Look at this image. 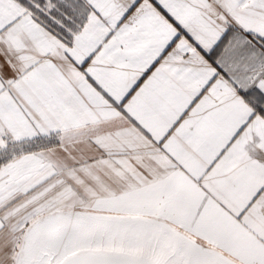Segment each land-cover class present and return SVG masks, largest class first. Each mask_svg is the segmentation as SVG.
<instances>
[{"label": "snow or ice", "instance_id": "1", "mask_svg": "<svg viewBox=\"0 0 264 264\" xmlns=\"http://www.w3.org/2000/svg\"><path fill=\"white\" fill-rule=\"evenodd\" d=\"M0 264H264V0H0Z\"/></svg>", "mask_w": 264, "mask_h": 264}]
</instances>
